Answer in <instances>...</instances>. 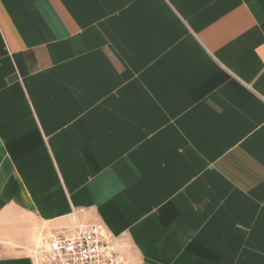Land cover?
I'll use <instances>...</instances> for the list:
<instances>
[{"label":"crops","instance_id":"crops-1","mask_svg":"<svg viewBox=\"0 0 264 264\" xmlns=\"http://www.w3.org/2000/svg\"><path fill=\"white\" fill-rule=\"evenodd\" d=\"M79 223L264 264V0H0V264Z\"/></svg>","mask_w":264,"mask_h":264},{"label":"built area","instance_id":"built-area-1","mask_svg":"<svg viewBox=\"0 0 264 264\" xmlns=\"http://www.w3.org/2000/svg\"><path fill=\"white\" fill-rule=\"evenodd\" d=\"M34 252L43 264H126L113 234L101 223L55 231Z\"/></svg>","mask_w":264,"mask_h":264},{"label":"bare ground","instance_id":"bare-ground-1","mask_svg":"<svg viewBox=\"0 0 264 264\" xmlns=\"http://www.w3.org/2000/svg\"><path fill=\"white\" fill-rule=\"evenodd\" d=\"M36 262H37V264H40V258H39L38 255H37V258H36Z\"/></svg>","mask_w":264,"mask_h":264}]
</instances>
